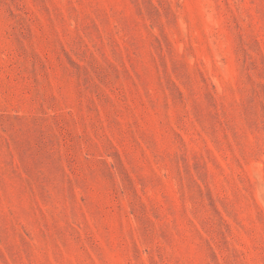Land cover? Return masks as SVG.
I'll use <instances>...</instances> for the list:
<instances>
[{"label":"rangeland","instance_id":"1","mask_svg":"<svg viewBox=\"0 0 264 264\" xmlns=\"http://www.w3.org/2000/svg\"><path fill=\"white\" fill-rule=\"evenodd\" d=\"M0 264H264V0H0Z\"/></svg>","mask_w":264,"mask_h":264}]
</instances>
